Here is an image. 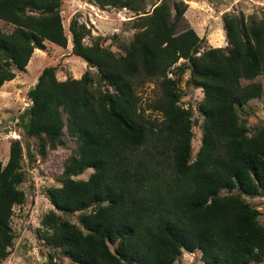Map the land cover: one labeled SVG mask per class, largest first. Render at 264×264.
Here are the masks:
<instances>
[{
	"label": "trees",
	"instance_id": "1",
	"mask_svg": "<svg viewBox=\"0 0 264 264\" xmlns=\"http://www.w3.org/2000/svg\"><path fill=\"white\" fill-rule=\"evenodd\" d=\"M92 1L132 9L135 32L118 52L75 14L71 53L87 70L60 80L57 66H46L28 91L20 125L38 153L65 145L66 132L77 142L60 185L48 188L54 208L41 220L43 239L75 264H177L185 251H200L204 264L264 263L262 213L247 199L264 196V122L250 127L241 111L264 95V17L226 12L228 44L206 47L194 28L179 31L184 0H156L143 14L139 0ZM62 4L0 0V20L12 26L0 28V87L47 42L68 47ZM188 70L187 84L204 93L196 154L197 120L181 102ZM151 80L161 95L143 106L138 91ZM24 159L14 139L0 160V260L14 244V207L27 200ZM53 256L46 264H65Z\"/></svg>",
	"mask_w": 264,
	"mask_h": 264
},
{
	"label": "rangeland",
	"instance_id": "2",
	"mask_svg": "<svg viewBox=\"0 0 264 264\" xmlns=\"http://www.w3.org/2000/svg\"><path fill=\"white\" fill-rule=\"evenodd\" d=\"M62 1V16L69 36L68 47L63 48L47 42L45 50L36 49L34 51L25 72H17L13 80L5 82L0 87V160L4 164L7 163L11 141L20 139L25 151L23 167L26 172V179L20 187L25 191L27 197L25 203L14 207L12 224L15 230V240L9 257L0 260V264H46L51 254L61 263L75 264L61 251L45 242L41 232V220L47 212L54 208L48 198L47 191L53 185H60L59 178L64 171L65 163L77 147L76 139L66 132L64 134L66 144L60 145L56 149H49L47 156L43 158L36 149V140L24 136L20 117L31 105L28 91L36 84L41 71L46 66H57V76L60 80H65L69 76L80 78L87 70L86 62L71 53L72 37L69 23L75 14L78 15L80 22L91 29L93 35L107 37V44H111L112 48L118 52L119 45L128 44L135 32V29L131 27V22L137 17V13L130 8L103 9L92 0ZM184 1L189 6L180 23L179 31L189 27L194 28L200 37L205 38L206 47H221L228 44L223 23V15L226 12L243 13L246 18L250 15L264 17V0ZM155 2L156 0H139L138 12L143 14V12L151 10ZM0 28L10 31L12 26L0 20ZM114 36L116 37L114 38ZM85 41L89 42L88 39ZM184 61L185 59H181L177 64ZM170 75L172 76V74ZM189 76L190 71L188 70L180 84L181 102L185 107L193 108L194 118L197 120L193 139L194 154H196L203 136V116L198 106L204 93L201 88L187 84ZM257 80L263 81L261 76ZM243 83L247 84L249 81H243ZM138 92L142 98L143 106H147L149 102L161 95L157 80L146 82ZM241 111L247 117L250 127L258 122H264V95L262 98L251 100L241 108ZM157 114L153 113V115ZM91 173L92 170L89 169L77 177L86 179ZM247 199L261 211L260 219L264 221V196L248 197ZM68 218L78 222L79 215H69ZM200 256V251L193 253L185 251L177 264H204Z\"/></svg>",
	"mask_w": 264,
	"mask_h": 264
}]
</instances>
